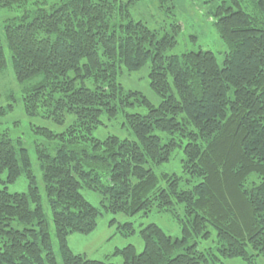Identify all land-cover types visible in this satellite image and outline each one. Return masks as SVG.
<instances>
[{"label":"trees","instance_id":"trees-1","mask_svg":"<svg viewBox=\"0 0 264 264\" xmlns=\"http://www.w3.org/2000/svg\"><path fill=\"white\" fill-rule=\"evenodd\" d=\"M137 1L58 0L0 29V71L8 63L4 34L27 116L68 121L60 133L40 127L54 143L37 148L63 263L116 264L75 253L68 242L71 233L93 232L103 211L132 216L177 205L181 236L150 223L141 229L143 251L118 249L120 264L207 263L216 255L198 240L212 230L222 256L264 257V0H220L214 15L228 48L223 65L209 50L168 55L181 25L175 20L174 32L160 36L130 18ZM159 2L170 10L172 0ZM29 3L40 2L0 0V7ZM148 62L158 106L118 79ZM136 105L148 112H127ZM12 109L0 106V117ZM120 112L135 139L93 136L103 116ZM178 148L183 175L159 176L155 167ZM31 166L23 141L0 134V183L23 174L29 183L27 192L0 190V264H59ZM82 189L98 193L100 207ZM120 228L135 232L132 222Z\"/></svg>","mask_w":264,"mask_h":264},{"label":"rangeland","instance_id":"rangeland-1","mask_svg":"<svg viewBox=\"0 0 264 264\" xmlns=\"http://www.w3.org/2000/svg\"><path fill=\"white\" fill-rule=\"evenodd\" d=\"M58 0H39L36 5L29 3L23 7L2 8L0 7V29H3L7 20L15 19L19 21L26 11L35 10L37 7L49 8ZM126 2L127 0H122ZM220 0H172L165 6L161 7L159 0H138L135 4L129 6L130 18L135 21H143L151 29L158 31L162 36L166 32H174L173 23L178 21L181 25L177 33V45L168 50L167 54H183L186 51H212L215 53L220 65H223L227 45L221 38L214 13L217 10ZM1 41L6 46L8 63L5 69L0 71V106H9L13 104V109L9 110L6 115L0 117V134L7 132L15 140L21 139L23 146L29 151L32 163V171L36 177L37 184L42 193V203L50 223V232L54 244V250L57 255L59 264H64L58 240L55 236V226L52 220L51 210L43 182V172L40 167L37 148L45 145L52 147L53 141L45 135L38 132L40 127L49 128L56 133L64 131L68 126V121L64 124H57L52 119L44 117H28L24 110L22 89L15 77V70L11 63L10 51L7 47L4 34L1 35ZM150 62L136 71L123 70L118 79L124 86L125 90H136L142 92L155 106H158L162 100L161 96L156 93L150 85ZM91 86V83L87 81ZM127 112H139L146 114L148 109L143 105H136L127 108ZM104 124L93 130V136L99 139H105L110 135H117L121 138L135 139V135L128 125L126 115L120 112L116 118L109 120L106 116L102 117ZM184 154L181 148H178L172 155L170 161L156 166L155 170L159 176L163 173H177L183 175L182 159ZM6 174H4V178ZM28 178L25 174L21 175L15 182L2 184L0 190L7 186V190L13 192H27ZM184 184V183H183ZM81 192L93 205L100 207L101 197L98 193L82 189ZM184 216L182 205H177L172 211L159 209L157 206L145 214L127 215L124 213L112 214L103 211L99 217L98 226L89 234L71 233L68 242L70 248L75 253L86 254L89 258L110 261L120 264L124 261L118 249H122L129 244H133L137 252L144 249V241L141 236V229L150 224L156 223L162 227L172 237L181 236V224L178 217ZM113 221V222H112ZM126 222L134 224L135 232L131 235H124L120 225ZM198 248L200 250L211 249L216 255L215 260L204 262L202 264H264L263 256H256L251 262L240 257H224L217 250L216 231L212 230V236L204 239L200 238Z\"/></svg>","mask_w":264,"mask_h":264}]
</instances>
